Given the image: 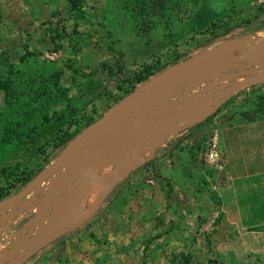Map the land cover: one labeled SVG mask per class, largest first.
<instances>
[{
	"label": "rangeland",
	"instance_id": "obj_1",
	"mask_svg": "<svg viewBox=\"0 0 264 264\" xmlns=\"http://www.w3.org/2000/svg\"><path fill=\"white\" fill-rule=\"evenodd\" d=\"M79 1L81 8L72 10L68 0H0V189L30 174L33 179L56 163L77 134L167 67L229 40L240 44L239 38L264 37V0ZM256 43L234 50L263 53L264 40ZM254 66L233 62L226 71ZM127 70L148 75L129 93L130 78H120ZM252 78L211 80L187 93L193 97L189 103L173 95L168 100L182 104L174 111H167L168 103L145 98L112 145L95 150L115 160L107 162L113 169L89 215L72 226L63 221L51 232L52 240L23 264H264V182L250 180L246 191H224L230 203L223 206L224 166L207 159L219 129L216 115L224 110L230 115L245 104L244 109L264 116V81L245 85ZM186 104L195 110L183 109ZM164 115L175 119L155 128V139L139 147L146 135L135 136L139 125L148 129ZM126 153L138 157L117 170L114 164L127 159ZM153 158L160 178L146 164ZM107 163L74 172L69 188L75 187V196L84 194L82 182ZM163 177L172 184L170 198ZM26 185L0 201V264L39 216L51 179L11 201ZM70 189L63 184L57 207L50 209L56 210L53 220ZM248 195L255 207L248 208ZM239 201L247 205L245 213L235 207ZM36 233L31 231L18 254Z\"/></svg>",
	"mask_w": 264,
	"mask_h": 264
},
{
	"label": "water",
	"instance_id": "obj_2",
	"mask_svg": "<svg viewBox=\"0 0 264 264\" xmlns=\"http://www.w3.org/2000/svg\"><path fill=\"white\" fill-rule=\"evenodd\" d=\"M257 42L263 38H239ZM236 40V39H233ZM229 40L219 44L206 52L202 53L198 58H190L183 62L171 65L165 70L155 74L149 80L139 85L133 92L124 96L117 104L111 107L108 112L97 122L86 127L82 132L77 134L63 149L54 164H50L40 170L38 174L27 184L20 192L11 198V201L17 202L26 197V195L34 191L42 180L51 179V185L47 193L43 196L41 201V210L39 216L32 222L29 232L24 234L13 243L8 261L5 264H23L29 257L42 249L51 240V225L48 220H53L56 210L52 213L51 207H57L56 199L58 198L63 184H65V191H68L71 184V178L75 172V162L81 156L94 151L98 148L111 144L115 137L121 133L123 123L131 119L137 112L139 106L147 97L150 91H159L167 94L188 97L187 93L192 89L202 86V84L215 79H223L227 81L234 80L237 77L252 76V82H247L245 85H251L256 82L264 81V52L263 57L256 56L252 51L246 50L239 52L230 47ZM254 46V45H253ZM227 53L219 62L213 63L209 68H203L201 64L210 56L217 53ZM246 63L255 65L239 69L233 72L226 71V67L231 63ZM195 67L203 70V73H196L191 76H181L179 78L171 79L172 73L178 70H187ZM190 70V69H189ZM243 85L242 87H244ZM241 87V88H242ZM155 130V120L147 129L145 137L138 143L139 147L145 146L150 136ZM88 134H93L95 139L93 141L82 140ZM115 146V143H113ZM157 147L153 145V156L156 157ZM48 221V223H47ZM46 224L44 225V223ZM37 227V233L32 236L31 242L23 248V252L18 254L19 247L23 241L31 235V231Z\"/></svg>",
	"mask_w": 264,
	"mask_h": 264
},
{
	"label": "crops",
	"instance_id": "obj_3",
	"mask_svg": "<svg viewBox=\"0 0 264 264\" xmlns=\"http://www.w3.org/2000/svg\"><path fill=\"white\" fill-rule=\"evenodd\" d=\"M243 106L242 110L239 106H236L238 109H231L230 115L223 114L224 110L215 116V118L220 116L216 122L219 127L217 130L220 150L225 162V176L219 184L223 206L230 203L226 198L230 191L238 193L240 189L247 190V181L264 182V116L254 114L253 110L248 111ZM238 184L241 187H238ZM224 191L228 194L225 195ZM249 191L253 192L252 189L247 192ZM245 198H251V205L248 208L255 207L253 196L248 195ZM235 207L240 213H245L247 205H241L239 201Z\"/></svg>",
	"mask_w": 264,
	"mask_h": 264
},
{
	"label": "bare ground",
	"instance_id": "obj_4",
	"mask_svg": "<svg viewBox=\"0 0 264 264\" xmlns=\"http://www.w3.org/2000/svg\"><path fill=\"white\" fill-rule=\"evenodd\" d=\"M240 42H241L240 44L239 43L238 44L237 43H229V45H230V47L232 49H239L238 45H243V46H247V47L250 46V42L249 41L240 40ZM225 55H227V53H220L219 52L217 54H213L206 61H204L201 64V66L203 68H206L207 69L213 63L219 62ZM255 55L256 56H259V57H263L262 53L261 54H255ZM201 72L203 73V70H201L200 68H197V67H195L193 70H189V69H187V70H178V71L172 73L171 76H170V78L171 79H175V78H179L181 76H191L192 74L201 73ZM172 96H173L172 93L171 94H167V93H164V92H158V91H155L154 90V91H150L147 94L146 99L147 100L148 99H151L153 101H162L164 103H168L167 111H174L175 107H177L179 105H182V104L179 103L178 105H175L172 102H170L168 99L170 97H172ZM191 98H193V97H189V98H187V100L184 99V101L186 100L187 103L192 102L190 100ZM190 104H186L188 106H186L183 109H185L187 111H189V110H195V108H193V104H192V106H190ZM208 105L209 104H207V106ZM202 108H204V107H198V111H200ZM164 116H165V119L164 120H159V121L156 122L155 128L160 127L163 124L165 126H169L168 124L169 123H172L173 122V119H175L173 115H169V116L168 115L167 116L164 115ZM146 129L147 128H146V126L144 124H142V126L139 125L138 129L135 132V136H137V133H147V132H145ZM133 135H134V133H133ZM94 139H95V136L93 134H88V135H86V136H84L82 138V140H86V141H93ZM150 139L154 140L155 137L154 138H151V136H150ZM90 154H92L94 156L96 155V157H94V156H87V155H90ZM122 154H124V153L122 152ZM87 155L86 156L79 157V159L75 162V165L74 166H75V168H77V169H75V173H77L79 170H86V169L98 168L99 167L98 163H103V161H105L107 163L111 159L113 161L115 160V158L114 159L113 158H109V159L104 158L103 159L102 156L100 155V153L97 152V151H95V150L87 153ZM126 155L128 156L127 159H124V160H121V161H117V163L114 164V167L117 170L120 169V167H121L122 164L130 165L138 157L136 154L129 155L128 153H126ZM112 160L110 162H112ZM109 163H107L108 166L106 168H103L99 172L92 173L88 177L87 180H85V181L82 182L81 186H82L83 189H85L84 194L75 196V193L73 192L75 190L74 189L75 187L72 186L71 189L69 188L70 190L68 192V200H67L66 203L64 202L65 205L62 207V209L60 211V214L52 222V225H51V231L52 232L58 231L59 228L63 226V224H64L63 221L64 222H69L70 223L69 225L72 226V225H76L77 223H79L80 221H82L86 216L89 215L90 210L97 203L98 199L101 196V193H102L101 190L103 189V187L108 182L109 174L111 173V171L113 169V164L111 163L109 165ZM87 165H89V166L86 169H82L84 166H87ZM108 190H107V192H108ZM73 216H75V217H73ZM67 226H68V224H67Z\"/></svg>",
	"mask_w": 264,
	"mask_h": 264
},
{
	"label": "trees",
	"instance_id": "obj_5",
	"mask_svg": "<svg viewBox=\"0 0 264 264\" xmlns=\"http://www.w3.org/2000/svg\"><path fill=\"white\" fill-rule=\"evenodd\" d=\"M68 1H69L70 7L72 8V10L73 9H80L81 8V4H80V1L79 0H68ZM196 1H198V0H196ZM118 63H120V62H117L116 61L115 62V65L116 66H119ZM103 66L108 68V64L107 63H104ZM126 77L127 78L129 77L130 78L131 84H132V88L129 89L126 93L131 92L132 89H134L137 86V84H139L140 82H143V81H145V80L148 79V75L141 76L138 72H135V71H132V70H127L126 72H124L122 74V76L120 78H122V79L124 78L125 79ZM89 122L90 121H88V123ZM200 124H202V122H199L196 125H200ZM66 142H67V140L64 143H66ZM146 164H152L153 167H154V171H155L156 175L159 178L161 177L160 176V173H159L158 166H157V160H156V158H153L152 160H149L148 162H146ZM33 173H36V171H34ZM132 173H133V171L129 172L128 176L126 177V180L132 175ZM8 179H9V177H8ZM163 179L165 180L166 185L169 187L168 196L170 198V197H172V195H171V192H172V184H171V182H170V180L168 178H164L163 177ZM31 180H32V174L27 175V176H24L23 178H21V180L16 181L15 183L9 182V184H8L9 186H7L6 188L0 189V201H1V199L9 196L12 192H14L19 187H21V186L26 185L27 183H29ZM122 183H124V181L121 182L119 185L115 186L113 188L112 192H114L116 190H119L120 187H121V185H122Z\"/></svg>",
	"mask_w": 264,
	"mask_h": 264
},
{
	"label": "built area",
	"instance_id": "obj_6",
	"mask_svg": "<svg viewBox=\"0 0 264 264\" xmlns=\"http://www.w3.org/2000/svg\"><path fill=\"white\" fill-rule=\"evenodd\" d=\"M207 159L210 162L216 163L218 168H223V157L221 154L220 150V145H219V136H218V130L215 131L212 137V142H211V147L207 153Z\"/></svg>",
	"mask_w": 264,
	"mask_h": 264
},
{
	"label": "flooded vegetation",
	"instance_id": "obj_7",
	"mask_svg": "<svg viewBox=\"0 0 264 264\" xmlns=\"http://www.w3.org/2000/svg\"><path fill=\"white\" fill-rule=\"evenodd\" d=\"M46 224V222L44 223V225ZM31 226V225H30ZM30 226H28L27 228H26V232H29L31 229H30ZM37 231V227L35 228V229H33L32 230V234L34 233V232H36Z\"/></svg>",
	"mask_w": 264,
	"mask_h": 264
}]
</instances>
